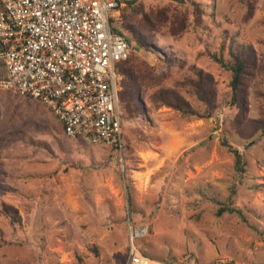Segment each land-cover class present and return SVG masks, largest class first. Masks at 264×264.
I'll return each instance as SVG.
<instances>
[{"label":"rangeland","instance_id":"1","mask_svg":"<svg viewBox=\"0 0 264 264\" xmlns=\"http://www.w3.org/2000/svg\"><path fill=\"white\" fill-rule=\"evenodd\" d=\"M135 3L117 26L157 42L131 58L195 116L147 99V113L129 118L121 106L117 150L64 134L40 101L0 88V264H125L128 213L148 225L137 244L154 258L264 264V132L255 131L264 124V0ZM242 43L252 46L255 73L232 99L226 64L230 44ZM198 83L212 89L214 107Z\"/></svg>","mask_w":264,"mask_h":264},{"label":"built area","instance_id":"2","mask_svg":"<svg viewBox=\"0 0 264 264\" xmlns=\"http://www.w3.org/2000/svg\"><path fill=\"white\" fill-rule=\"evenodd\" d=\"M126 1L0 0V88L40 101L64 134L121 150L118 65L132 47L114 28ZM126 232L125 264H194L143 255L135 241L149 234L147 224L127 218Z\"/></svg>","mask_w":264,"mask_h":264},{"label":"trees","instance_id":"3","mask_svg":"<svg viewBox=\"0 0 264 264\" xmlns=\"http://www.w3.org/2000/svg\"><path fill=\"white\" fill-rule=\"evenodd\" d=\"M136 0H127V5L132 11H138V6L135 3ZM1 8V5H0ZM129 35L125 34L123 29L114 28L115 31L121 32L125 35L126 39L130 43L132 47V51H140L143 48L147 50L154 51L156 48L152 42H157L156 39L146 40L141 33L135 31V29L131 26H125ZM161 48V47H160ZM230 61L226 64V68L230 70L231 73V93L232 99L236 98L237 89L240 84L241 79H244L246 75H253L255 72V58L253 57V49L252 46L249 44H239L236 47H233L230 44ZM137 59L131 58L130 56L121 61L118 65V70L122 74V81H121V90L119 91V101L120 104L125 111L126 115L129 118L137 117L139 115H145L147 113V102L146 100L150 101H158L161 104H167L176 108L181 114L185 117H192L195 116L194 111L190 108L188 102L183 99L179 93L175 90L168 88V87H155L153 83L152 71L150 68L143 65L141 62L136 63ZM168 64L175 65L178 63L179 59L172 55L166 56V60H164ZM220 62H222L220 60ZM225 66V65H224ZM199 76L201 77L202 73L200 70L197 71ZM199 91L198 96L202 98L208 104L212 103L213 105V91L212 89H205L203 90L202 85L198 83ZM210 88V87H209ZM206 94H209V97H206ZM28 99H32L29 97H25ZM35 100V99H34ZM264 132V124L259 125L255 128V131L260 129ZM123 137V136H122ZM124 141V140H123ZM224 144L228 147V150L233 153L235 157V167L236 170L239 172H244V161L242 160L241 154L237 149H233L227 142L224 141ZM112 148L116 149L115 146ZM3 212L5 215L11 216L12 218L19 220V215L17 210L13 207L2 204ZM221 212L222 209H219ZM128 218L131 220L130 215L128 213ZM127 222V220H126ZM134 222V221H133ZM135 224V222H134ZM138 240V239H137ZM135 241V245L139 248L137 242ZM140 249V248H139ZM141 250V249H140ZM143 250V249H142ZM141 250V251H142ZM143 255L159 260V261H166L170 263H175L172 259H158L148 255L144 250L142 251ZM180 263V262H179ZM181 263H186L182 261Z\"/></svg>","mask_w":264,"mask_h":264},{"label":"bare ground","instance_id":"4","mask_svg":"<svg viewBox=\"0 0 264 264\" xmlns=\"http://www.w3.org/2000/svg\"><path fill=\"white\" fill-rule=\"evenodd\" d=\"M143 264H150L149 262H143Z\"/></svg>","mask_w":264,"mask_h":264}]
</instances>
